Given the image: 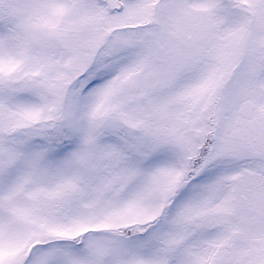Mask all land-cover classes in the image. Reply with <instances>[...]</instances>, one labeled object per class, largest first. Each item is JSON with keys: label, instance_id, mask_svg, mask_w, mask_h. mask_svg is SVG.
Returning a JSON list of instances; mask_svg holds the SVG:
<instances>
[{"label": "snow or ice", "instance_id": "obj_1", "mask_svg": "<svg viewBox=\"0 0 264 264\" xmlns=\"http://www.w3.org/2000/svg\"><path fill=\"white\" fill-rule=\"evenodd\" d=\"M0 264H264V0H0Z\"/></svg>", "mask_w": 264, "mask_h": 264}]
</instances>
